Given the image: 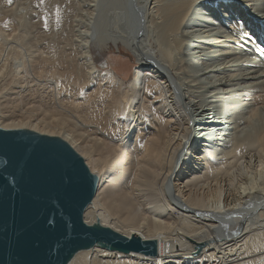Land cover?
I'll return each mask as SVG.
<instances>
[{
    "label": "bare ground",
    "instance_id": "6f19581e",
    "mask_svg": "<svg viewBox=\"0 0 264 264\" xmlns=\"http://www.w3.org/2000/svg\"><path fill=\"white\" fill-rule=\"evenodd\" d=\"M132 3L123 1L121 12L116 13V21L106 36L89 37L83 64L75 65L69 60L65 70L50 65L51 70L45 76H36L37 83L31 85L37 87L32 93L44 90L58 100L59 111L64 115L60 123L70 129L64 127L66 131L60 132L40 127L42 119H37L38 124H32L30 119L9 123L11 117H6L10 106L6 100L0 102V128L27 129L59 137L83 156L99 180L96 195L84 212L88 225L159 244V255L154 258L97 244L75 253L68 264H264V172L260 170L264 161V73L261 67L252 64L250 72L228 75L231 79L222 76L214 83L226 88L229 82L240 80L250 89L242 105L231 111L252 131L243 139L231 142V149L220 158L214 152L209 153L208 141L203 150L196 147V142L185 143L182 115L177 112L180 106L193 107L200 132H208V122L214 119L216 134L212 137L217 141L221 130L216 121L226 120L230 112L227 108L216 112L210 108L211 104H205L207 85L205 80L195 77L196 71L205 67L221 76L233 67L239 69L243 61L226 58V63L220 64L222 52L211 49L212 53H206L203 42L187 48L190 64L181 58L184 40L195 42L198 32H207L204 30L207 25L202 24V30H194L195 21L190 19L194 0L174 3L141 0L139 5L145 14H140L144 19L139 15L141 8L134 10ZM209 9L199 8L195 13L205 15ZM158 16L165 18L163 26L155 24ZM228 18L225 14L221 19ZM154 30L162 38L161 42L156 38L160 42L157 46H152L153 38L148 35ZM113 44L120 54L124 50L129 55L126 57L136 58L137 66L131 67L123 57L114 54L112 58L100 59ZM7 61L8 56L4 58L0 51V74ZM208 61H212L209 66ZM15 72L29 78L25 65L20 64ZM69 72L76 74L78 84L71 78H63ZM234 85L240 87L235 90L241 91L240 83ZM259 86L262 87L255 96L254 107L246 109L250 100L247 96ZM128 112L133 116L128 122L127 117L125 124L122 119ZM105 133L110 140L111 136L118 140L114 138L113 142L98 136H107ZM183 148L181 166L174 170L175 153ZM203 243L209 246L193 255L197 252L195 245Z\"/></svg>",
    "mask_w": 264,
    "mask_h": 264
},
{
    "label": "rangeland",
    "instance_id": "374dc122",
    "mask_svg": "<svg viewBox=\"0 0 264 264\" xmlns=\"http://www.w3.org/2000/svg\"><path fill=\"white\" fill-rule=\"evenodd\" d=\"M123 1L124 0H12L11 3H8V0H0V51L4 58L8 56L6 67L1 74L4 73L2 76L0 74V102L2 103L6 100L5 102L9 104L11 108V110L9 108L6 117H11V119H8L7 122L18 123L25 119H30L32 124H38L37 119H42L43 123L39 124L40 127H47L48 129L55 128L56 131L60 132L66 131L64 127L70 129L68 125L63 126L60 123L62 115L59 111L60 103L57 102L58 100L55 101L53 96H49L44 90L33 92V94L31 90H36L37 87L35 88L34 86L33 88L31 85L37 83L35 80L38 77L40 78V75L45 76L51 70V66H56L65 70L67 69L69 60H73L75 65L83 64L87 51L85 48L86 41L90 40L93 35L103 37L106 31L110 32V30H112L111 27H113L116 21L115 17L121 12L120 6ZM131 1L133 2L132 6L134 10H139V8H141L139 15L144 19L145 9L141 7L142 5H139L141 0ZM161 1L162 3H174L181 0ZM209 7L211 9L205 11L206 13L205 15L203 14L204 16L195 13L199 8ZM191 12L190 15L192 17L190 16V19L195 21V25L193 26L194 30H202V26H200V24H202L204 26L207 25V28L204 30L210 32L202 34L198 32V37L195 42L191 40L190 43L184 40V46L181 49L180 56L186 63H188L191 58L190 51H188L187 48L190 46H197L202 42L205 43L203 47L205 49L207 48L206 50L204 49L206 53H212V50H216V53L222 52L224 58L222 57L223 61H221L220 64L226 63L224 62L226 58H228L227 60L240 58L243 61L239 69L233 67L234 69H230L229 72H224L225 75L219 76V73L210 72L209 68L207 69L205 67L202 68V71H196V76L194 75L197 79L205 80L207 92L204 94V101H206V105L211 104L210 108L213 107L212 109L216 112L224 108L230 110L226 120L222 122L216 121L221 130L219 141L213 138L215 136L212 137V135L216 134L214 119L208 122V132H200L201 130H198L197 127L199 122L195 121L197 113L195 114L193 107L191 105L187 107L186 105L184 106V104L179 107L178 105V109L181 110L177 112H180L182 115L180 121L187 135L185 143L196 142V147L203 150L205 149L203 146L210 142L207 146L209 153L214 152L215 156L220 158L222 155H225V153L227 154V151L231 149V145L235 140L239 138L243 139L246 134L252 131L251 128L243 123V120L238 121V116L236 117L233 113L234 111H231L242 105L241 101L243 102L245 99L246 92H248L247 89L249 88L245 87V83L242 84L240 80L238 82L233 81L234 83L229 82L228 85H230H227L226 88H222L219 84L214 83L222 76L244 75L250 72L249 68L252 67V64L260 66L262 73H264V0H196V2L194 0V6L191 8ZM140 13H142L143 16H141ZM225 14L229 18L228 20L222 21L221 18H223ZM161 17L162 16H158V18L155 19V24L157 26H163L165 23V18ZM213 23L215 24L213 25ZM156 32L157 31L154 30L153 34L152 32L149 34L147 33L150 35L151 39L153 38L152 46H157L158 43L160 44V40H162L160 36L158 37V32ZM157 37V40L160 39V42L156 40ZM187 43L190 45L185 47ZM108 52H111V54L109 55ZM121 52L123 53L120 54L116 45L113 44L105 55L102 57L100 56V59L106 60L114 54V56L123 57L124 59H122L125 60V63H130L131 67L137 66L136 58L134 61L126 57L129 56L126 55V51L123 50ZM131 54L133 53L130 52V55ZM46 61H49L47 62V64H49L45 66ZM211 63L208 61V66ZM20 64L27 66L29 78L24 77L23 74H16L15 69L20 67ZM64 66L66 68H64ZM59 72L61 73V71L58 70V73ZM69 73L71 74L64 75L63 78H71L73 83L78 84L76 74L73 72ZM36 76L38 77L36 78ZM227 76L226 78L231 79V76ZM31 81L34 82L30 83ZM235 83L241 84V91L235 90L237 87L240 88L238 85H234ZM261 87L262 86H259L254 92L250 91L251 96H247L250 100L247 103L248 107L246 106V109L251 106L254 107L256 103L255 96L260 93ZM210 92L216 94H211ZM187 99H189V95ZM261 105L263 104L260 103V106ZM10 111L12 113L11 115ZM63 116L62 119H64ZM131 116H133L132 112H128V115L123 118L122 121L124 120L123 122L126 124V118L128 117V122ZM263 116L264 110L262 111V117ZM227 121H231L234 124ZM235 125H238V127H235ZM254 125L258 127L259 123L254 122ZM208 134L211 135L210 137H212V139L208 137ZM105 135L107 134L105 133ZM98 136L113 142L116 141L113 140L114 138L118 140V138H113L112 136L110 140L109 135L104 136L99 134ZM206 141L208 142L206 143ZM184 152L185 149L183 148V150L180 149V151L175 153V160H173L175 164L173 165L174 170L180 168L184 158ZM179 153L181 155H179ZM177 155L178 158H175ZM122 186H124V189L128 187H125L126 184Z\"/></svg>",
    "mask_w": 264,
    "mask_h": 264
},
{
    "label": "water",
    "instance_id": "95a60500",
    "mask_svg": "<svg viewBox=\"0 0 264 264\" xmlns=\"http://www.w3.org/2000/svg\"><path fill=\"white\" fill-rule=\"evenodd\" d=\"M98 181L61 138L0 128V264H68L75 253L97 244L158 256L154 240L84 221ZM206 246L196 244L193 255Z\"/></svg>",
    "mask_w": 264,
    "mask_h": 264
},
{
    "label": "snow or ice",
    "instance_id": "6c2138e0",
    "mask_svg": "<svg viewBox=\"0 0 264 264\" xmlns=\"http://www.w3.org/2000/svg\"><path fill=\"white\" fill-rule=\"evenodd\" d=\"M11 2H12V0H8V3H11ZM58 23H59V20H58ZM260 170L262 172H264V161H262L261 164H260ZM253 190H255V189H253Z\"/></svg>",
    "mask_w": 264,
    "mask_h": 264
}]
</instances>
